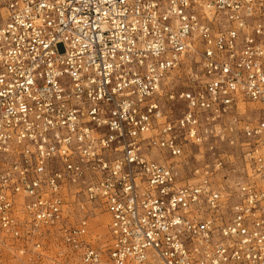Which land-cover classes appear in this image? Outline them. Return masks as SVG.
Masks as SVG:
<instances>
[{
  "label": "built area",
  "instance_id": "2783aa9c",
  "mask_svg": "<svg viewBox=\"0 0 264 264\" xmlns=\"http://www.w3.org/2000/svg\"><path fill=\"white\" fill-rule=\"evenodd\" d=\"M0 234L26 264H264V0H0Z\"/></svg>",
  "mask_w": 264,
  "mask_h": 264
},
{
  "label": "rangeland",
  "instance_id": "374dc122",
  "mask_svg": "<svg viewBox=\"0 0 264 264\" xmlns=\"http://www.w3.org/2000/svg\"><path fill=\"white\" fill-rule=\"evenodd\" d=\"M97 231L103 233L104 228ZM14 246L16 247L11 239L2 238L0 234V264H26L24 255Z\"/></svg>",
  "mask_w": 264,
  "mask_h": 264
}]
</instances>
